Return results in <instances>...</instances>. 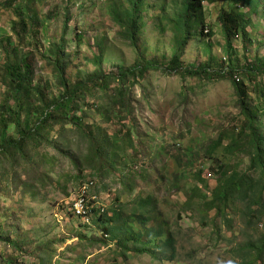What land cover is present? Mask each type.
<instances>
[{
  "label": "rangeland",
  "instance_id": "374dc122",
  "mask_svg": "<svg viewBox=\"0 0 264 264\" xmlns=\"http://www.w3.org/2000/svg\"><path fill=\"white\" fill-rule=\"evenodd\" d=\"M6 1L0 0V67L7 53L3 48L6 39L11 38L23 53L30 51L29 45L19 43L16 38L13 25L19 21V17L13 8L5 7ZM111 1L32 0L26 4V13L37 16L40 22H44L39 26L40 46L34 62L37 82L52 80V68L46 66L41 54L51 44L58 43L63 36L68 42L67 55H71L67 61V75L73 83L79 82L84 74L95 72L96 68L90 59L99 53L96 46L99 40L104 41L108 47L105 66L108 72L117 71L120 66L126 69L135 66L136 52L123 38L121 27L110 12ZM178 1H148L146 24L140 41L149 60L169 64L172 59L176 44L171 19H175L179 12ZM223 4L220 1L215 6H204L206 21L216 32L211 44L215 47L214 53L219 61H222V52L217 44H223L224 40L217 18ZM67 18L70 21L65 32L64 23ZM252 21L251 26L255 37L260 40V45L256 49L249 47V59L246 54L243 57L239 50L234 62L236 65L243 66L245 61H252L258 56L264 59L263 4L260 5L259 15L252 16ZM77 33L84 37L80 46L76 44ZM205 39L201 36L199 42L192 45L185 61L187 64L200 67L206 62L207 58L203 55L207 42ZM234 47L241 46L236 43ZM260 84L264 87V77L260 79ZM5 91L0 83V102ZM253 95L251 92L250 97ZM135 96L133 119L137 125V157L136 164L126 166L128 169L125 171H110L104 177L96 172V167L91 166H97V163L88 158L93 156L90 144L73 127H68L58 136L56 145L62 151L50 146L44 151V157H39L35 163L27 165L21 161L16 165L14 181L9 185V198L0 200V218L8 221L3 222L4 226L11 223L15 226L18 223L15 228L19 229L16 235L18 238L23 237L21 241L25 250L18 252L10 245L0 244V264L13 255L19 257L21 264H40V260L45 258L53 259V264L56 261L59 264H162L161 252L157 260L134 253L126 257L120 256L117 242H109L111 236H103L100 230H94L97 220L94 224L92 221V226H82V222L76 217H70L71 203L77 190L81 183L89 179L98 183L96 191L99 192L100 202L107 206V210L112 206L120 207L124 220L133 215V209L138 207L137 203L141 198H152L154 208L151 216H156L157 213L174 234L178 250L176 259L181 264L241 262L242 254L237 250L264 232V201L258 207L236 199L232 201L234 206L228 212V219L220 218L216 222L214 211L204 220L196 211L197 207H185L192 195V188L201 186L203 194L211 198L212 191L219 185L218 178L210 170L212 161L205 155L208 147L223 133L231 132L241 124L240 109L231 85L225 81L207 83L163 72H151L144 87L134 90ZM260 119H263L261 124L264 135V118ZM76 158L81 164L80 167L74 163ZM250 160L248 155L239 154L234 159L228 156L227 161L224 160L228 165L227 175L245 174L256 181L260 174L258 171L249 170ZM203 165L206 166L204 179L210 189L194 177V173L201 170ZM209 173L212 176H207ZM93 186L90 183L81 188L74 202L76 216L87 223L91 220V203L97 199L90 194ZM128 186H134L133 190H128ZM117 199H120V204H116ZM6 207L9 209L5 210ZM81 210L82 213L86 211L87 215L81 214ZM250 210L258 211L250 214L254 217L253 226L245 214ZM107 217H112V214L108 213ZM106 220L108 223L109 219ZM150 221L143 228L148 229L149 233L160 224L154 219ZM141 227V223L135 224L137 231ZM80 237L97 241L104 239L108 246H102L98 242L83 244L79 241ZM64 239H67L65 244ZM49 242L53 243L57 257H50L45 251L31 253L34 248L39 249L41 245Z\"/></svg>",
  "mask_w": 264,
  "mask_h": 264
},
{
  "label": "trees",
  "instance_id": "16d2710c",
  "mask_svg": "<svg viewBox=\"0 0 264 264\" xmlns=\"http://www.w3.org/2000/svg\"><path fill=\"white\" fill-rule=\"evenodd\" d=\"M148 1L112 0L109 5L113 18L121 27L123 38L136 52L135 66L130 69L120 66L117 67V71L108 72L105 67L108 47L104 41L99 40L96 44L99 53L90 59L96 68L95 72L84 74L77 83H73L67 75V61L71 55H67L68 42L65 36L58 43L51 44L49 49L42 51L41 54L46 66L52 68V80L44 82L35 80L34 62L40 46L39 26L44 22H40L37 16L26 13V4L32 0L6 1L5 7L13 8L19 17V21L13 25L16 38L19 43L29 45L30 51L21 52L11 38L6 39L3 45L7 53L0 67V83L6 90L0 102V200L9 198V185L14 181L16 165L21 161L27 165L35 163L39 157H44V151L48 147L58 148L56 145L58 136L68 127L77 129L82 138L90 144L93 156L88 158L97 163V166L93 164L91 167H96V172L101 176H108L110 171L117 172L119 169L125 171L128 169L126 166L136 164L137 125L133 119L136 109L134 90L137 87H144L151 72H163L207 83L225 81L231 85L240 109L241 124L233 131L223 133L206 150L205 157L212 161L210 170L218 178V187L212 191L211 198L203 194L201 186L192 188V195L185 207L189 209L197 207L196 211L204 220L214 211L216 222L220 218L228 219V212L234 206L232 201L236 199L249 205L262 206L264 135L261 124L263 119L260 118H264V87L260 84V79L264 77V59L258 56L252 61H245L243 66L234 62L237 60L239 50L242 51L243 57L246 54L249 59L251 55L249 47L256 49L260 45L251 24L252 16L259 15L260 5L264 6V0H179L177 17L171 19L175 29L176 46L169 64L149 60L142 47L140 35L145 29ZM220 1L224 4L219 10L217 21L224 43H218L217 46L221 49L223 62L219 61L214 53L215 47L211 41L215 38L216 32L207 23L204 15L206 4L215 6ZM164 9L166 10L165 7ZM69 21L67 18L64 23L65 32L69 27ZM201 36L207 41L203 48V55L207 60L200 67L189 65L185 61L190 48L195 42H199ZM76 40V44L80 46L84 37L77 33ZM236 43L241 47L235 48ZM251 92L254 94L253 98L250 97ZM132 151L134 152L131 155ZM239 154L250 157L249 170L258 171L259 179L254 181L245 174L227 175L228 165L225 161L228 156L234 159ZM74 163L78 167L81 166L77 158ZM205 169L206 166L203 165L201 170L194 173V177L209 188L204 179ZM207 176L212 174L209 173ZM90 181H94V185L98 187L94 179H89L81 185L90 184ZM133 188L134 186H128V190ZM96 195H99V192H96ZM196 199L198 201H195ZM119 200L117 199L116 204H120ZM137 205L138 207L133 209V215L125 218L126 220L123 219L120 207L112 206L107 213L98 217L94 230H100L103 236H111L109 242H117L122 257L134 253L137 256H151L157 260L161 252L162 264L175 262L178 264L173 233L157 213L156 216H151L154 208L152 198H141ZM256 212L258 211L250 210L248 214L245 213L251 226L255 224L254 217L250 214ZM108 213L112 214V217L108 218ZM69 215L72 216L71 211ZM106 218L109 219L108 223ZM153 219L160 224L149 233L148 229L143 228ZM5 221L0 218V244L10 245L18 252L24 251L21 241L23 237L18 238L16 235L19 230L15 229L18 223H15V226L12 223L4 226ZM137 222L142 224L139 231L135 228ZM66 241L67 239H64V242H61L65 244ZM79 241L83 244L98 242L102 246L108 244L104 239L97 241L85 237H80ZM52 246V242L45 243L39 249L34 248L31 253L45 251L48 256L57 257V252ZM167 249L172 250L171 254H166ZM237 251L242 254L240 264H264V232ZM19 260L18 256L13 255L10 259L3 260V264H21ZM40 264H53V259L45 258L40 260ZM54 264L59 262L56 261Z\"/></svg>",
  "mask_w": 264,
  "mask_h": 264
},
{
  "label": "clouds",
  "instance_id": "9594fccd",
  "mask_svg": "<svg viewBox=\"0 0 264 264\" xmlns=\"http://www.w3.org/2000/svg\"><path fill=\"white\" fill-rule=\"evenodd\" d=\"M91 183H93L94 184V181H90ZM86 185H89V183H85V184H83V185H81L79 188H78V190H77V193H76V196H77V194H78V192L80 191V189L81 188H83L84 186H86ZM96 189H97V187L94 185L92 188H91V191H90V194H91V196H96V200L95 201H93L92 203H91V205H92V210H91V213H92V215H91V220H90V222L89 223H87V222H85L84 220H82L81 218H79L78 216H76V214H75V211H74V202H75V197H74V199H73V202L71 203V207H70V211H71V214H72V216L73 217H76L80 222H82L81 224L82 225H87V226H92L93 224H94V222L96 221V220H98V217H100L101 216V214H103V213H107V206H105V205H103L101 202H100V199H99V195H96ZM101 211V212H100ZM92 221H93V224H92ZM174 235V234H173ZM176 242V241H175ZM175 245H176V248H177V242L175 243ZM239 250V249H238ZM171 251L172 250H170V249H167V255H169V254H171ZM177 252H178V250H177ZM177 252H176V254H175V256L177 255ZM238 252V251H237ZM161 259H162V257H161ZM178 261V260H177ZM241 263V262H240ZM239 263V264H240ZM169 264H172V263H169ZM175 264H177L176 262H175ZM178 264H181L180 262H178Z\"/></svg>",
  "mask_w": 264,
  "mask_h": 264
},
{
  "label": "bare ground",
  "instance_id": "6f19581e",
  "mask_svg": "<svg viewBox=\"0 0 264 264\" xmlns=\"http://www.w3.org/2000/svg\"><path fill=\"white\" fill-rule=\"evenodd\" d=\"M82 208V207H81ZM83 210V209H82ZM82 210H81V214H85V215H87V212L86 211H84L83 213H82Z\"/></svg>",
  "mask_w": 264,
  "mask_h": 264
}]
</instances>
